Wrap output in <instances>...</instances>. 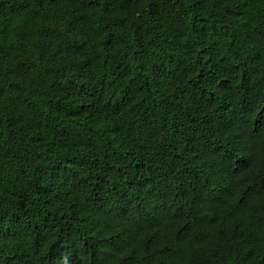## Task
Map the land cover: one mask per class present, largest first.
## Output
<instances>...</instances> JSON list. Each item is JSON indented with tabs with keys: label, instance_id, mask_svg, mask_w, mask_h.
Masks as SVG:
<instances>
[{
	"label": "trees",
	"instance_id": "1",
	"mask_svg": "<svg viewBox=\"0 0 264 264\" xmlns=\"http://www.w3.org/2000/svg\"><path fill=\"white\" fill-rule=\"evenodd\" d=\"M0 264H264V0H0Z\"/></svg>",
	"mask_w": 264,
	"mask_h": 264
}]
</instances>
